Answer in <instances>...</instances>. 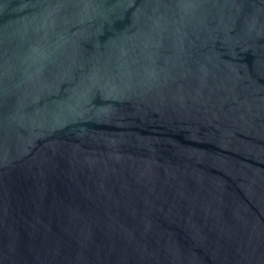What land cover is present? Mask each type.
Masks as SVG:
<instances>
[{
  "label": "water",
  "instance_id": "obj_1",
  "mask_svg": "<svg viewBox=\"0 0 264 264\" xmlns=\"http://www.w3.org/2000/svg\"><path fill=\"white\" fill-rule=\"evenodd\" d=\"M0 264H264V0H0Z\"/></svg>",
  "mask_w": 264,
  "mask_h": 264
}]
</instances>
